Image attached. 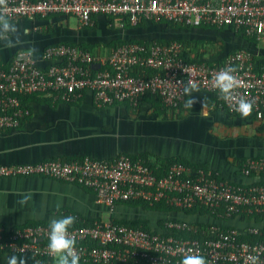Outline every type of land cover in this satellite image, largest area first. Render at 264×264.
<instances>
[{
  "label": "built area",
  "instance_id": "2783aa9c",
  "mask_svg": "<svg viewBox=\"0 0 264 264\" xmlns=\"http://www.w3.org/2000/svg\"><path fill=\"white\" fill-rule=\"evenodd\" d=\"M8 15L12 21L73 17L83 27L93 26L96 17H104L121 28L142 22L232 28L264 43V0H8ZM21 52L7 67H0V130L19 128L28 115L21 99L35 95L76 103L85 93H91L97 107L129 104L132 108L152 95L159 97L166 108L176 110L186 99V72L191 73L200 90L218 93L211 81L227 66L238 69L241 87L235 95L251 100V114L264 118V63H257L255 55L246 49L226 54L218 65L188 61L184 45L178 41L151 45L128 42L106 57L76 45L57 44L47 47L35 63L21 60ZM223 102L230 115H239ZM241 172L263 176L264 157L247 159ZM36 177L89 189L109 213L106 220L69 228L76 240L79 264H180L189 249L204 256L208 264H250L249 256H257L264 264V241L242 239L258 235L257 227H195L184 220L167 219L156 231L144 225L121 224L115 217L121 204L131 202L164 205L175 211L205 208L221 219L264 215L263 182L236 184L206 168L180 162L166 168L126 154L112 160L87 156L0 165V179ZM48 233L49 225L41 224L0 228V254L23 256L34 264H54L47 252Z\"/></svg>",
  "mask_w": 264,
  "mask_h": 264
},
{
  "label": "crops",
  "instance_id": "0c3cea01",
  "mask_svg": "<svg viewBox=\"0 0 264 264\" xmlns=\"http://www.w3.org/2000/svg\"><path fill=\"white\" fill-rule=\"evenodd\" d=\"M12 22L22 33L27 29L22 36L25 43L17 48L0 44V67L8 66L17 53L31 47L38 49L37 60L47 47L57 44L76 45L106 57L116 44L128 41L184 42L185 58L214 65L230 51L246 49L255 55L257 63H264V43L230 28L151 22L121 28L104 17H96L94 25L89 27L80 26L77 19L66 16ZM193 97L196 100L193 109H185L183 104L176 110L166 108L152 95L145 97L138 108L129 104L97 107L91 93H85L76 103L36 95L23 97L28 115L20 127L0 130V165L87 156L112 160L126 154L153 160L164 167L166 160L184 158L189 165L204 166L228 182L264 183V175L245 176L241 172L247 159L264 157V118L251 114L242 119L228 114L218 93L200 90ZM25 193H31V199L21 205L19 201ZM69 215L76 217L73 225L109 218L106 207L98 203L95 194L81 186L45 177L0 179V228L49 225L52 219ZM115 217L120 222H146V226L156 231L161 230L167 219L184 220L195 227L208 224L239 230L256 227L242 217L221 219L199 212L190 215L128 204H121ZM262 227L264 223L257 228ZM8 256L11 255L0 254V264H6ZM24 259L26 264H34Z\"/></svg>",
  "mask_w": 264,
  "mask_h": 264
},
{
  "label": "clouds",
  "instance_id": "9594fccd",
  "mask_svg": "<svg viewBox=\"0 0 264 264\" xmlns=\"http://www.w3.org/2000/svg\"><path fill=\"white\" fill-rule=\"evenodd\" d=\"M27 29L21 32L16 23L12 22L8 15V0H0V44L5 48H17L22 46L25 41L22 39ZM38 49L35 47L23 50L19 58L35 63L39 58L36 54ZM238 69L234 66H227L218 71L212 78V88L217 90L221 99L234 107L242 119L248 118L254 108L253 102L244 96L237 97L235 92L241 87V81L236 75ZM186 72V71H185ZM186 84H183V95L186 97L184 102L185 109H193L196 100L194 93H199L198 83L192 78L191 73ZM206 107V102L204 108ZM203 108V109H204ZM31 199V193L23 194L19 201L21 205H26ZM75 216H65L59 219H52L49 222L48 233V255L53 259L54 264H79L80 256L76 249V240L70 236L69 228L75 223ZM6 264H26L23 256L11 255L5 258ZM250 264H260L257 256H249ZM180 264H208L207 259L199 253H193L191 249L182 256Z\"/></svg>",
  "mask_w": 264,
  "mask_h": 264
},
{
  "label": "trees",
  "instance_id": "16d2710c",
  "mask_svg": "<svg viewBox=\"0 0 264 264\" xmlns=\"http://www.w3.org/2000/svg\"><path fill=\"white\" fill-rule=\"evenodd\" d=\"M164 23H168L170 25H175L173 23H169V22H164ZM175 26H178V25H175ZM232 29V28H230ZM233 30V29H232ZM244 35V34H243ZM245 36V35H244ZM246 37V36H245ZM248 39H253L255 40L254 38H249L247 37ZM128 42H132V41H128ZM128 42H120L119 44H116L115 45V48L118 47V46H121L125 43H128ZM171 41H153V42H139V43H145V44H148V45H151L153 43H162V44H168L170 43ZM180 42V41H178ZM183 45H184V42H181ZM236 51V50H235ZM232 52V51H230ZM187 59V58H186ZM224 58H221V59H218V61L216 60L215 61V65H218L222 62ZM188 61L190 62H199L200 60H190V59H187ZM12 61V60H11ZM7 67V66H6ZM147 96H150V95H147ZM145 96V97H147ZM144 97V98H145ZM143 98V99H144ZM160 101L161 99L159 97H157ZM142 99V100H143ZM22 100V99H21ZM23 105V103H22ZM229 114V113H228ZM239 116V115H238ZM240 117V116H239ZM49 160H55V159H49ZM45 161V160H43ZM176 162H180V163H183V164H187L189 165L188 161L184 158H174V159H169V160H166L165 161V165H166V168L170 165H172L173 163H176ZM202 168H205L204 166H202ZM208 169V168H206ZM163 171L162 172H159L158 174L159 175H162ZM128 205L130 206H141V207H144L145 209H149V210H169L166 206L164 205H156L154 207H150L148 206L147 204H143V203H139V202H131V203H127ZM187 214H195L197 212H199L200 214H210V212L205 209V208H198V209H193V210H187V211H183ZM211 215V214H210ZM213 216V215H212ZM216 217V216H215ZM232 218H235V217H232ZM232 218H229V219H232ZM242 218H244L246 221L248 222H253L256 226V227H259L260 228V225L264 223V215H257V216H254V217H247V216H243ZM120 222V221H118ZM121 224H124V225H127V226H130V227H138L140 225H144L145 227L149 228L148 226H146V222H143V221H136V222H129V221H125V222H120ZM82 224H77L76 226H81ZM85 225H89V224H85ZM201 226V225H200ZM150 229V228H149ZM262 233H260L259 235H248V236H243L242 239L244 240H247V241H250V242H259V241H264V228L262 227V229H260ZM32 261V260H31ZM33 262V261H32Z\"/></svg>",
  "mask_w": 264,
  "mask_h": 264
}]
</instances>
